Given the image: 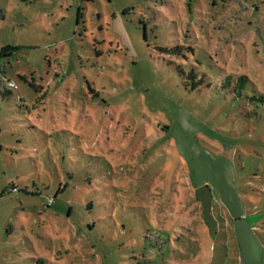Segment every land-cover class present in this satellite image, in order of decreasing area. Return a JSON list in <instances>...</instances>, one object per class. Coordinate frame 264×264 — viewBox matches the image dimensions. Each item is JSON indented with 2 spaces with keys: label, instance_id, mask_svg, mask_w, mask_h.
I'll list each match as a JSON object with an SVG mask.
<instances>
[{
  "label": "rangeland",
  "instance_id": "1",
  "mask_svg": "<svg viewBox=\"0 0 264 264\" xmlns=\"http://www.w3.org/2000/svg\"><path fill=\"white\" fill-rule=\"evenodd\" d=\"M1 73L7 264H264V0H0Z\"/></svg>",
  "mask_w": 264,
  "mask_h": 264
},
{
  "label": "trees",
  "instance_id": "2",
  "mask_svg": "<svg viewBox=\"0 0 264 264\" xmlns=\"http://www.w3.org/2000/svg\"><path fill=\"white\" fill-rule=\"evenodd\" d=\"M9 52V46L5 47L4 48V51H3V55H7ZM4 72V71H3ZM231 77V76H230ZM22 78H25V76H22ZM188 78L191 80V84L194 88H196V86H199L200 84L204 83V77H202V79H198V74L195 72L194 68H192L190 70V72L188 73ZM247 77L246 76H241L240 79L237 81V83L235 84V89L237 91H240V93L242 92V89L244 87V84L246 83L247 81ZM225 82L227 84H232V80H230V78H226ZM10 88V87H9ZM0 89H1V83H0ZM1 92L4 94V95H7L9 94L11 91L8 90L7 87H5L3 90L1 89ZM11 191V188H8L6 193H10ZM53 200L50 199V204H52Z\"/></svg>",
  "mask_w": 264,
  "mask_h": 264
},
{
  "label": "water",
  "instance_id": "3",
  "mask_svg": "<svg viewBox=\"0 0 264 264\" xmlns=\"http://www.w3.org/2000/svg\"><path fill=\"white\" fill-rule=\"evenodd\" d=\"M198 198L201 199L204 207V216L207 222H211L210 207H211V189L209 186H203L197 191Z\"/></svg>",
  "mask_w": 264,
  "mask_h": 264
},
{
  "label": "built area",
  "instance_id": "4",
  "mask_svg": "<svg viewBox=\"0 0 264 264\" xmlns=\"http://www.w3.org/2000/svg\"><path fill=\"white\" fill-rule=\"evenodd\" d=\"M0 77L2 78V80L5 79L6 87H10V88H15L16 87L15 82L13 80H11V79H6L4 74H2V76H0Z\"/></svg>",
  "mask_w": 264,
  "mask_h": 264
},
{
  "label": "crops",
  "instance_id": "5",
  "mask_svg": "<svg viewBox=\"0 0 264 264\" xmlns=\"http://www.w3.org/2000/svg\"><path fill=\"white\" fill-rule=\"evenodd\" d=\"M3 230H4L3 225L0 224V241L2 239ZM0 264H7L6 261L2 259L1 247H0Z\"/></svg>",
  "mask_w": 264,
  "mask_h": 264
}]
</instances>
